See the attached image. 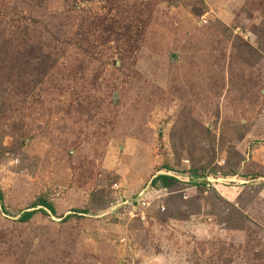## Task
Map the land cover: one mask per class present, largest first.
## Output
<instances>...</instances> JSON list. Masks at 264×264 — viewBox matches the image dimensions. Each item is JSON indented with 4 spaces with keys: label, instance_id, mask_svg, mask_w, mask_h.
<instances>
[{
    "label": "rangeland",
    "instance_id": "1",
    "mask_svg": "<svg viewBox=\"0 0 264 264\" xmlns=\"http://www.w3.org/2000/svg\"><path fill=\"white\" fill-rule=\"evenodd\" d=\"M0 192V264H264V0H0Z\"/></svg>",
    "mask_w": 264,
    "mask_h": 264
},
{
    "label": "trees",
    "instance_id": "2",
    "mask_svg": "<svg viewBox=\"0 0 264 264\" xmlns=\"http://www.w3.org/2000/svg\"><path fill=\"white\" fill-rule=\"evenodd\" d=\"M173 182H175V178L174 177H171V176H168V175H158L152 180L151 184L156 186L157 184L162 183L165 187H168V186L172 185ZM0 199L3 200V195H2L1 192H0ZM42 205L45 206L46 208H48L49 210H51L52 212H55V208H54V206L52 204L44 202ZM35 211L25 212L21 216L20 219L22 221H26V220L30 219L34 215Z\"/></svg>",
    "mask_w": 264,
    "mask_h": 264
},
{
    "label": "built area",
    "instance_id": "3",
    "mask_svg": "<svg viewBox=\"0 0 264 264\" xmlns=\"http://www.w3.org/2000/svg\"><path fill=\"white\" fill-rule=\"evenodd\" d=\"M137 205H139L142 208H145L148 205V202L145 199L140 200V202H137ZM145 217V215H144Z\"/></svg>",
    "mask_w": 264,
    "mask_h": 264
}]
</instances>
